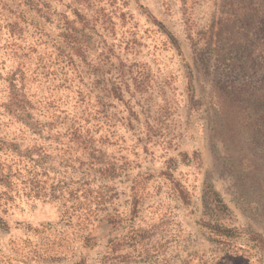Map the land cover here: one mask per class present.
<instances>
[{"label": "rangeland", "instance_id": "rangeland-1", "mask_svg": "<svg viewBox=\"0 0 264 264\" xmlns=\"http://www.w3.org/2000/svg\"><path fill=\"white\" fill-rule=\"evenodd\" d=\"M0 264H264V0H0Z\"/></svg>", "mask_w": 264, "mask_h": 264}, {"label": "trees", "instance_id": "trees-1", "mask_svg": "<svg viewBox=\"0 0 264 264\" xmlns=\"http://www.w3.org/2000/svg\"><path fill=\"white\" fill-rule=\"evenodd\" d=\"M77 16L80 20V23H82V22L85 23L84 22L85 18H83L81 16V14H77ZM71 24H73V22L70 23L69 21L65 20V22L61 28L60 36L65 41L67 47L71 48L74 52L76 51L75 53H77L78 50L81 49V47H79L80 42L78 41L77 36H76L77 35L76 28L74 26H72ZM59 53L63 55V58L66 56L69 61H73V60H71V57H69V54L65 55V51L63 50L62 47L59 48ZM76 55H78V54H76ZM78 129L79 128H76L75 130H73V132L78 133ZM76 135H78V134H76ZM79 137L82 139V143L89 142L87 140V138L81 134V132H79V136H77V138L79 139ZM209 194L213 198L214 197L220 198V199H217V201L215 203V206L217 208H223L224 209L227 207L226 204L224 203L223 199H221L219 192H217L212 186H210Z\"/></svg>", "mask_w": 264, "mask_h": 264}]
</instances>
